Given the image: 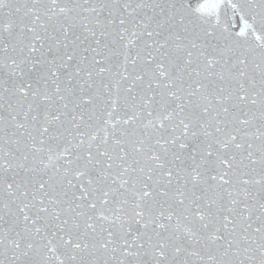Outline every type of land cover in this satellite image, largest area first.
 <instances>
[{
  "label": "snow or ice",
  "instance_id": "1",
  "mask_svg": "<svg viewBox=\"0 0 264 264\" xmlns=\"http://www.w3.org/2000/svg\"><path fill=\"white\" fill-rule=\"evenodd\" d=\"M0 264H264V0H0Z\"/></svg>",
  "mask_w": 264,
  "mask_h": 264
}]
</instances>
